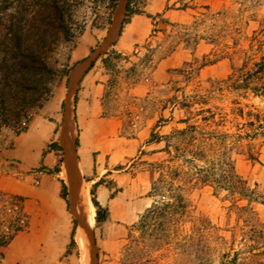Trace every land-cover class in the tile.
I'll list each match as a JSON object with an SVG mask.
<instances>
[{"label":"rangeland","instance_id":"374dc122","mask_svg":"<svg viewBox=\"0 0 264 264\" xmlns=\"http://www.w3.org/2000/svg\"><path fill=\"white\" fill-rule=\"evenodd\" d=\"M119 2L110 25L107 9L79 8L76 20L84 21V31L75 44L56 47L53 95L30 122L31 134L27 129L12 139L0 137V157L14 143L26 150L22 159L0 163V175L51 173L61 179L54 169L61 167L69 143L61 128L69 82L62 71L65 64L90 60L73 96L74 121L70 108L72 156L79 162L77 105L84 79L97 77L102 117L120 124L121 137L148 144L127 171L139 176L146 197L156 185L147 209L153 203L163 209L177 196L186 204L183 217H170L162 226L159 247L152 227L138 245V224L147 209L137 214L121 231L110 260L101 252L100 225L94 220L95 264H264V99L232 88L252 68L249 63L238 72L254 39L264 34V0H135L142 11L135 16L143 22L133 26L135 16L123 24ZM92 49L98 55L91 59ZM255 51L257 62L264 45ZM85 183L91 202L92 187ZM26 225L22 199L0 190V249ZM77 246L70 252L84 264Z\"/></svg>","mask_w":264,"mask_h":264},{"label":"crops","instance_id":"0c3cea01","mask_svg":"<svg viewBox=\"0 0 264 264\" xmlns=\"http://www.w3.org/2000/svg\"><path fill=\"white\" fill-rule=\"evenodd\" d=\"M141 21L142 17L135 16L130 26ZM84 81L77 105L82 125L79 163L89 186L93 188L103 181L95 187V199L108 214L100 225V248L105 259L110 260L121 231L149 206L147 188L141 194L139 176L127 172L135 155L147 149L148 144L121 137L120 124L115 119L102 117V81L89 76ZM71 114L74 121L73 97ZM27 132L31 134V126ZM23 151L26 150L14 143L11 150L1 153L0 163L22 159ZM0 190L22 199V212L27 221L26 228L0 249V264H77L70 252L73 216H69L70 210L60 197L61 186L55 176L51 173L23 177L0 175Z\"/></svg>","mask_w":264,"mask_h":264},{"label":"trees","instance_id":"16d2710c","mask_svg":"<svg viewBox=\"0 0 264 264\" xmlns=\"http://www.w3.org/2000/svg\"><path fill=\"white\" fill-rule=\"evenodd\" d=\"M118 1L0 0V137L12 139L25 133L35 114L52 98L56 83L51 64L52 55L59 44L69 42L75 44V40L81 37L84 21L78 23L76 20L79 8L90 6L95 10L99 7L107 9V24L110 25ZM134 1L126 2L123 24L129 23L133 16L142 14L141 3L134 4ZM263 45L264 34L254 39L249 53H246L244 64L238 72L243 73L249 63H253L252 68L242 74L238 81L233 82L232 88L249 90L264 99V56L257 62L253 61L256 48L260 50ZM92 53H94L93 49ZM93 64L94 62L91 66ZM77 65L78 63L73 66L65 64L62 78L68 77ZM75 103L76 100H74V110ZM9 141V147H11L12 140ZM55 147L62 152L57 144ZM59 173L60 166H57L54 174L58 176ZM57 181L61 185L60 197L68 209L66 185L59 178ZM102 183V180L99 181L90 191L96 225H101L108 218L107 212L95 199V187ZM156 189V185H153L148 197H153ZM185 209L186 204L180 196L174 199V203L165 204L163 209L157 208L154 203L151 204L138 224L140 233L136 240L138 245L144 243L145 230L152 227L158 236L155 238V247H159L163 231H165L162 226L173 216L177 217L178 221L185 214ZM75 227L74 220L70 247L76 246ZM138 264L144 263L138 262ZM145 264H154V261H148Z\"/></svg>","mask_w":264,"mask_h":264},{"label":"bare ground","instance_id":"6f19581e","mask_svg":"<svg viewBox=\"0 0 264 264\" xmlns=\"http://www.w3.org/2000/svg\"><path fill=\"white\" fill-rule=\"evenodd\" d=\"M123 3V12H125L126 0H120L119 5H122ZM117 15L118 11L116 10L113 17L114 20L117 18ZM96 55H98L97 51H95V53L91 56V59L95 58ZM89 64L90 60H86V62L82 63L80 67L77 68V70H73L68 76L70 83L68 97L66 99L65 117L67 119L64 124V132L68 137L69 143L65 146L64 156L66 161L63 164L60 178L63 180L67 188L70 213L74 217L75 222L79 225L77 235L75 236L74 240L78 245L81 259L84 264H95L92 235L94 208L90 202L89 193L86 190V183L83 180V172L80 163L76 160L75 157L72 156L71 152L72 138L74 136V123L72 122L70 116L71 100L76 84L80 80L82 73ZM63 135L64 134H62V136ZM84 240L88 241V251H86Z\"/></svg>","mask_w":264,"mask_h":264},{"label":"water","instance_id":"95a60500","mask_svg":"<svg viewBox=\"0 0 264 264\" xmlns=\"http://www.w3.org/2000/svg\"><path fill=\"white\" fill-rule=\"evenodd\" d=\"M113 25V23L111 24V26ZM94 53H95V51H94ZM94 53H92V55L94 54ZM69 83L70 82H68V87H67V93H68V90H69ZM67 93H66V97H67ZM66 115H65V112H64V117H63V121H62V125H61V128L64 126V124H65V121H66V117H65ZM65 161H66V159H65V156H63V160H62V162H61V167H60V169L62 168V165L65 163ZM62 171L60 170V173H61ZM59 173V174H60ZM78 228H79V225L76 223V227H75V233H74V238H75V236L77 235V231H78ZM84 244H85V247H86V251H88V241L87 240H84Z\"/></svg>","mask_w":264,"mask_h":264}]
</instances>
